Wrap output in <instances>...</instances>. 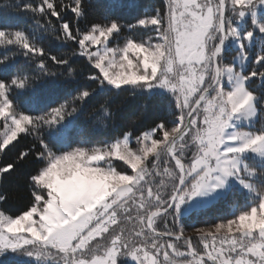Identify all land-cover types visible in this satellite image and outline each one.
<instances>
[{"label": "snow or ice", "instance_id": "obj_1", "mask_svg": "<svg viewBox=\"0 0 264 264\" xmlns=\"http://www.w3.org/2000/svg\"><path fill=\"white\" fill-rule=\"evenodd\" d=\"M137 7L0 0L33 21L0 19V156L31 138L0 162V264H264V0L118 12ZM228 200L231 218L185 226Z\"/></svg>", "mask_w": 264, "mask_h": 264}, {"label": "trees", "instance_id": "obj_2", "mask_svg": "<svg viewBox=\"0 0 264 264\" xmlns=\"http://www.w3.org/2000/svg\"><path fill=\"white\" fill-rule=\"evenodd\" d=\"M59 3L60 0H57ZM63 2L67 3L68 0H63ZM101 3L104 2V0H100ZM127 2V0H125ZM133 3L139 5L137 8H123L119 9V14L125 16V17H131L135 16L138 12L143 11L145 8L151 9L154 6H159L161 3V0H132ZM0 19L8 22L9 24L15 26V25H31L33 21L25 14L23 13H15L12 12L10 9L7 10L5 13V10L0 9ZM55 18H53L54 20ZM40 42L44 44L46 48H50L54 54L61 52V51H69L67 48H61L58 44V42L50 35H42L40 36ZM4 50L0 48V55H2ZM52 93L51 90H42L40 92V99L41 101H45L51 97ZM142 97L135 96L130 98L127 103L124 105V110H132L136 109L138 110L141 102ZM117 102H119V98H117ZM166 98L160 95L153 96L148 99V115L151 116L153 111L160 110L164 111L166 107ZM27 108V106H25ZM78 123L81 124L82 127L87 128L89 127L91 121L86 116H81ZM30 137H24L20 140L19 144L17 145V148L27 146L30 143ZM17 148H13L8 153L4 154L3 156H0V162H6L12 159V157L15 155ZM119 168L122 164H118ZM27 169H21V176L24 172H26ZM7 186L9 189L13 190L15 192L14 198H11L9 200V203L5 206L10 211L15 212L18 208H21L23 204L26 201L25 196V190H24V183L23 179L21 177H18L16 175H13L12 177H9L7 180ZM235 200L241 205L244 206V197L240 193H236ZM231 200L228 201H221L216 206L209 208L207 210H204L196 215H194L191 218H185L184 224L187 227L188 225H191L196 222H203L207 220L209 223H215L217 222L218 217H225V218H231L232 209L230 207ZM196 226H200L199 223H197ZM191 229H189L188 232H186V235L190 234Z\"/></svg>", "mask_w": 264, "mask_h": 264}, {"label": "rangeland", "instance_id": "obj_3", "mask_svg": "<svg viewBox=\"0 0 264 264\" xmlns=\"http://www.w3.org/2000/svg\"><path fill=\"white\" fill-rule=\"evenodd\" d=\"M133 146L135 147L134 143H133ZM118 164H122V162H120L118 159L114 158L113 159V166L116 167L117 169H119ZM122 260H123L122 264H133V262L131 261L130 258H122Z\"/></svg>", "mask_w": 264, "mask_h": 264}]
</instances>
